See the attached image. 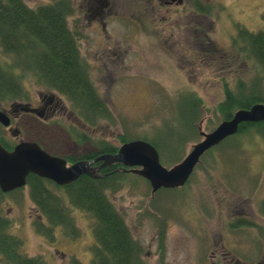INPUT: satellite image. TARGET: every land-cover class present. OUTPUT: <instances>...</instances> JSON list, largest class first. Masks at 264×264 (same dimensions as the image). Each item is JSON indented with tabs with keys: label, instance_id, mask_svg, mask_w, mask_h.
<instances>
[{
	"label": "rangeland",
	"instance_id": "374dc122",
	"mask_svg": "<svg viewBox=\"0 0 264 264\" xmlns=\"http://www.w3.org/2000/svg\"><path fill=\"white\" fill-rule=\"evenodd\" d=\"M23 1L32 9L50 2ZM218 1L216 5L208 3L205 15L192 12L183 17L173 13L177 20L189 19L186 25H167L169 20L152 15L137 31L132 28L129 34L118 32L119 37L129 40L124 46L130 48L131 57L124 62L128 71L116 68L111 74V70H104L102 63L96 62L91 77L94 89L111 111V119L94 123L95 152L107 146L119 148L124 143L121 138H147L159 143L160 162L171 167L202 139L201 131H212L222 121L215 108L224 98L223 79L232 86L238 79L247 82L260 75L257 66L240 46L232 43V38L239 26L250 31L263 28L264 0ZM162 21H166L165 25ZM66 22L72 29L70 18ZM81 32L88 39L87 27ZM93 37H89L90 43L96 49L99 37ZM199 39L202 45L198 44ZM102 43L105 46L108 42ZM80 47L83 53L85 47ZM2 54L0 44V59ZM24 64L16 63L27 71ZM54 90L27 71L18 94L0 98V106H7L12 99L31 100L37 91ZM194 99L198 104L193 107L199 114L191 122L197 113L186 101ZM3 130L0 128V135ZM51 138L50 148L59 149L55 138ZM204 154L189 181L181 187L160 188L152 195L148 181L131 173L120 189L109 193L132 237L140 244L147 264H201L207 260L210 247H214L216 234L220 242L215 247L239 250L241 242L249 236L253 239L258 231L249 225L264 223L258 217L264 214V121ZM37 212L27 187L6 193L0 190V214L8 220L9 232L18 237L24 256L38 257L48 264H71L74 256L83 264H91L94 237L87 215L71 209L80 235L63 239L67 234L60 227H55L50 235L36 231ZM234 219L247 222H241L238 232L231 234ZM0 264H6L1 257Z\"/></svg>",
	"mask_w": 264,
	"mask_h": 264
},
{
	"label": "trees",
	"instance_id": "16d2710c",
	"mask_svg": "<svg viewBox=\"0 0 264 264\" xmlns=\"http://www.w3.org/2000/svg\"><path fill=\"white\" fill-rule=\"evenodd\" d=\"M49 1L48 5L32 9L23 0H0V44L3 53V59H0V98L17 95L28 71L37 81L66 94L75 102L78 114L85 121L92 118L94 124L101 119H111L109 106L94 89L86 65L78 57L74 35L67 27L66 18L71 11L69 0ZM261 18L263 28L250 31L239 26L232 38V43L240 46L257 66L260 75L258 79L252 78L247 82L238 79L232 86L223 79L224 98L215 108L222 120L230 119L239 109L264 103V12ZM16 63L24 64L28 70ZM186 102L197 113L191 120L194 122L199 114L193 107L198 104L197 100ZM253 124L241 123L238 132L223 141L250 129ZM143 139L152 143L159 152L158 142ZM125 141L127 139L121 138V142ZM117 150V146H107L98 149L94 155L115 153ZM115 165L120 164L112 165L111 169ZM129 174V171H113L102 177L82 174L73 182L58 186L30 173L26 177L29 196L38 213L46 218L44 228L40 227V223H34L36 231L41 235H50L55 227H60L72 238L78 237L80 230L70 214L71 209H76L91 221L94 237L90 246L91 264H147L143 260L140 244L132 237L122 213L109 198V193L120 189ZM66 198L69 204L65 203ZM9 226L8 220L0 214V257L6 264H48L38 257L24 256L19 249L21 243L9 232ZM71 264L83 263L72 258Z\"/></svg>",
	"mask_w": 264,
	"mask_h": 264
},
{
	"label": "flooded vegetation",
	"instance_id": "af4514ba",
	"mask_svg": "<svg viewBox=\"0 0 264 264\" xmlns=\"http://www.w3.org/2000/svg\"><path fill=\"white\" fill-rule=\"evenodd\" d=\"M69 3L71 11L67 19L70 18V24L74 26L72 29L67 27L74 35L73 42L77 48L78 57L85 63L91 80L96 62L102 63L104 70H111V74L116 72V68L118 71H128L124 67L126 66L124 62L131 57L128 55L130 48L124 46L129 40L127 41L125 37H119L118 32L129 34L132 28L137 31L139 25H146L148 16L160 17L162 20L167 19L169 20L167 25H174L175 22L177 25H186L189 23V19L177 20L176 15L173 17V13H180L183 17H189L192 12L197 13L198 16L205 15L208 10L207 6L216 5L220 2L218 0H69ZM166 14L172 15L165 17ZM166 21H162L164 25ZM108 25L115 26L109 28ZM83 27H87L90 31L88 36L92 39L94 38L93 35L95 39L99 37L98 42L95 43L96 49L90 43L91 38L83 37L81 32ZM103 41L108 43L104 46ZM81 44L85 47L83 53ZM198 44L202 45L200 39ZM118 65L120 68L117 67ZM0 110L4 118L8 119L7 125L0 121V128L4 129L3 134L0 135V144L7 150H12L23 141L35 142L49 154L64 159L67 167L97 157L94 155L96 149L92 118L85 121L83 116L78 114L75 102L59 90L55 89L49 93L37 91L33 98L31 100L28 98L27 101L12 99L9 103L7 101V106H0ZM51 137L55 138V145L59 149L52 150L50 148V142L53 141ZM101 163L102 161H96L91 164L98 177L119 171L120 165H115L116 167L111 169L114 164L99 167ZM90 172L93 171L90 170ZM87 175L92 176L91 174ZM50 181L58 186L66 185H59L52 180ZM23 187L28 188L27 183ZM23 187L11 191L22 190ZM66 201L69 202L67 198ZM242 217L249 218L248 216ZM258 217L264 221V214ZM34 222H37L38 225L40 223L42 228L46 226V218L38 212L35 213ZM241 222L247 221L246 219L231 221V234L238 232ZM249 226L258 229V231L254 234L253 239L249 236L246 242H241L243 245L239 246V250L223 245L215 247L220 240L217 239V234L216 236L213 235L216 238L214 247H210L206 254L207 260L204 257L205 261L201 264H264V223H252ZM218 237L221 238V235ZM69 238L74 239L68 235L64 236L63 239ZM72 258L76 257L73 256Z\"/></svg>",
	"mask_w": 264,
	"mask_h": 264
},
{
	"label": "water",
	"instance_id": "95a60500",
	"mask_svg": "<svg viewBox=\"0 0 264 264\" xmlns=\"http://www.w3.org/2000/svg\"><path fill=\"white\" fill-rule=\"evenodd\" d=\"M0 121L4 125L8 124V119L1 112ZM260 121H264V103H256L248 109L235 111L230 119L221 121L212 131H201L202 139L192 146L191 151L180 162L171 167L163 166L156 147L143 139L127 141L115 153L102 154L69 167L64 159L49 154L35 142H20L12 150H7L0 144V190L9 192L24 186L30 173L59 185L72 182L82 174L96 177L97 174L91 166L96 161H102L99 167L114 163L129 167L132 173L149 182L152 194L160 188L181 187L207 150L237 133L241 123Z\"/></svg>",
	"mask_w": 264,
	"mask_h": 264
},
{
	"label": "bare ground",
	"instance_id": "6f19581e",
	"mask_svg": "<svg viewBox=\"0 0 264 264\" xmlns=\"http://www.w3.org/2000/svg\"><path fill=\"white\" fill-rule=\"evenodd\" d=\"M187 182V181H186Z\"/></svg>",
	"mask_w": 264,
	"mask_h": 264
}]
</instances>
